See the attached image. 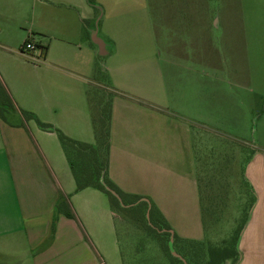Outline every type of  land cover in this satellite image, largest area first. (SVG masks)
<instances>
[{"label": "crops", "instance_id": "crops-1", "mask_svg": "<svg viewBox=\"0 0 264 264\" xmlns=\"http://www.w3.org/2000/svg\"><path fill=\"white\" fill-rule=\"evenodd\" d=\"M124 1L0 0V79L16 108L0 118V264H125L110 198L95 187L77 190L57 132L22 113L95 143L102 54L111 57L106 88L116 92L109 178L148 202L181 243L228 225L219 215L231 188H242L247 194L237 199L249 198V215L235 264H264V0H239L238 15L218 14L222 36L232 29L221 41L214 0L168 1L175 42L166 50L128 44L151 37L147 30L126 28L110 41L97 35L107 4L148 26V0ZM28 38L45 54L23 53ZM61 195L82 225L56 212Z\"/></svg>", "mask_w": 264, "mask_h": 264}, {"label": "rangeland", "instance_id": "rangeland-1", "mask_svg": "<svg viewBox=\"0 0 264 264\" xmlns=\"http://www.w3.org/2000/svg\"><path fill=\"white\" fill-rule=\"evenodd\" d=\"M103 1V5H105V2L107 3L108 1L109 4L112 0ZM168 1L170 0H148L150 14V21L147 22L148 26H143L145 23L139 20L140 17L134 18L132 22L126 21L123 16L126 11L122 6L114 5L108 7V4L106 7L102 6L101 25H98V30L95 32L97 35L99 34L101 37L110 41V39H114L117 32L126 30V28H134L135 30L140 31L147 30L150 32L151 37L146 38L145 35L138 34V36L129 38V40H127L128 44L134 46H140L142 44L143 46H151V48L159 46L162 47L163 50H166V47L173 46L175 42L172 17L174 8L172 4L167 3ZM123 5H126V1L123 2ZM134 5L135 6H132L134 11H140L142 14V8L136 3H134ZM213 8L215 13V20L213 22L215 38L216 40L221 41L220 37L222 36V30L216 25L217 16L220 13L221 15H238L240 12L239 0H214ZM230 23L231 22H229V24ZM223 29L225 33H223L222 39H230L232 36V29L229 26ZM166 55L164 54V56ZM110 58L109 54H102L98 57V79L103 86L98 87L99 89L93 92V100L95 103L97 102L96 100L101 97H103V100L107 99L112 92L106 88L110 77ZM91 111L93 115H96L98 109L93 106L91 107ZM225 184L228 185V182ZM244 194L247 193H245V190L240 187L236 189L235 187L231 188L232 203L226 207V212H221L219 215V219L226 220L228 225L218 229L209 228L206 233L209 238L203 242L191 244L192 247H182L183 245L181 242L175 239V235L171 233L168 226L165 224L163 217L150 207L148 202L142 200L141 197L122 196L119 194L121 197V199H119L120 203L114 200L113 205L117 213L116 225L119 240L121 242L124 263L209 264V260L212 257L211 250L225 248L229 250L231 255H236V243L249 215V198L247 197L246 201L242 204L238 200L240 197H243ZM238 196L239 198L237 199ZM107 197L109 198L108 195ZM204 215L207 225L212 227V224L210 223L211 214L205 212ZM78 220V224L82 225L79 217ZM171 238L174 240V251L179 253L182 258L176 256L171 250ZM175 257L180 258L183 262L177 260ZM236 258L237 257L231 259L226 262V264H234Z\"/></svg>", "mask_w": 264, "mask_h": 264}, {"label": "trees", "instance_id": "trees-1", "mask_svg": "<svg viewBox=\"0 0 264 264\" xmlns=\"http://www.w3.org/2000/svg\"><path fill=\"white\" fill-rule=\"evenodd\" d=\"M90 1L93 2L94 0ZM37 47H40L43 54H45V46L37 44ZM114 93L116 92L112 91L109 97L104 100L103 97H101L100 99L96 100V103L93 100L94 108L97 107L98 109V112L96 113V115L94 114L93 119L95 143H88L85 141L74 139L54 125L41 121L33 112L23 111L22 113L25 120L35 119L44 130L57 132L71 165V169L77 183V190H81L87 187L98 188L109 196L111 204L115 209L113 201L116 200L118 201V203H120V200L111 190L107 189V187L105 186V184H107L111 189L124 196L123 192L108 176L110 155V128L112 119V96ZM15 112L16 108L12 102L11 96L7 92L6 88L3 85V82L0 79V118L8 121V115ZM24 124L25 122L23 120L21 122V125ZM135 197L140 198V196ZM55 210L57 213H63L70 218L78 220L77 215L73 211L70 202L64 195H61V198ZM165 224L167 225L166 222ZM55 228L56 217H53L51 223V236L54 235ZM175 239L179 240L177 235H175ZM193 243L196 242L186 241L181 244L183 245L182 247H192L191 244ZM235 251L236 255H231L227 248L217 250L213 249L211 250L212 257L209 260V264H226L227 259H233L235 257L238 258L237 250ZM175 258L182 261L178 257ZM237 258L235 260H237Z\"/></svg>", "mask_w": 264, "mask_h": 264}, {"label": "built area", "instance_id": "built-area-1", "mask_svg": "<svg viewBox=\"0 0 264 264\" xmlns=\"http://www.w3.org/2000/svg\"><path fill=\"white\" fill-rule=\"evenodd\" d=\"M37 44L35 41H33L31 38H28L25 40L23 46H22V52L25 54L33 53L37 51Z\"/></svg>", "mask_w": 264, "mask_h": 264}, {"label": "water", "instance_id": "water-1", "mask_svg": "<svg viewBox=\"0 0 264 264\" xmlns=\"http://www.w3.org/2000/svg\"><path fill=\"white\" fill-rule=\"evenodd\" d=\"M96 40V42L100 45V47L101 48H103L104 47V42L103 41H101L100 39H95ZM105 184V183H104ZM105 186L107 187V189H109V190H111L119 199H121V197H120V195H119V193H117L115 190H113V189H111L107 184H105ZM173 238H171V240H170V246H171V250L173 251V253L176 255V256H179L180 258H182L181 257V255L179 254V253H177V252H175L174 251V248H173Z\"/></svg>", "mask_w": 264, "mask_h": 264}]
</instances>
